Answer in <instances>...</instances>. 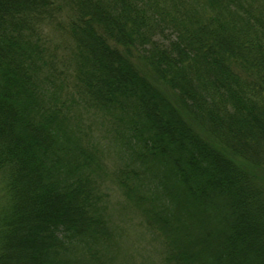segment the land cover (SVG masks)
Wrapping results in <instances>:
<instances>
[{"label":"trees","instance_id":"1","mask_svg":"<svg viewBox=\"0 0 264 264\" xmlns=\"http://www.w3.org/2000/svg\"><path fill=\"white\" fill-rule=\"evenodd\" d=\"M0 264H264V0H0Z\"/></svg>","mask_w":264,"mask_h":264},{"label":"rangeland","instance_id":"2","mask_svg":"<svg viewBox=\"0 0 264 264\" xmlns=\"http://www.w3.org/2000/svg\"><path fill=\"white\" fill-rule=\"evenodd\" d=\"M112 196H113V199H116V198H115V194H113Z\"/></svg>","mask_w":264,"mask_h":264}]
</instances>
